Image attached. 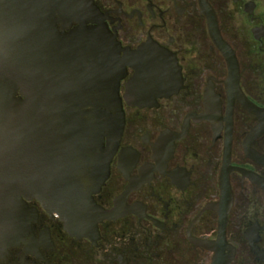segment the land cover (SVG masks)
Instances as JSON below:
<instances>
[{"label": "flooded vegetation", "instance_id": "af4514ba", "mask_svg": "<svg viewBox=\"0 0 264 264\" xmlns=\"http://www.w3.org/2000/svg\"><path fill=\"white\" fill-rule=\"evenodd\" d=\"M94 3L89 26L170 56L178 91L135 105L129 68L124 132L93 195L109 217L79 238L26 201L0 221V264H264V0Z\"/></svg>", "mask_w": 264, "mask_h": 264}, {"label": "water", "instance_id": "95a60500", "mask_svg": "<svg viewBox=\"0 0 264 264\" xmlns=\"http://www.w3.org/2000/svg\"><path fill=\"white\" fill-rule=\"evenodd\" d=\"M98 15L94 0H0V221L36 199L71 235L92 237L109 217L93 195L124 132L128 69L135 105L148 91L153 99L178 91L170 56L123 49L106 27L89 26Z\"/></svg>", "mask_w": 264, "mask_h": 264}]
</instances>
